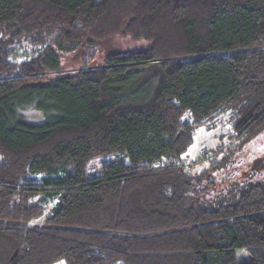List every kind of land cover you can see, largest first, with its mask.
I'll use <instances>...</instances> for the list:
<instances>
[{"label":"trees","instance_id":"trees-1","mask_svg":"<svg viewBox=\"0 0 264 264\" xmlns=\"http://www.w3.org/2000/svg\"><path fill=\"white\" fill-rule=\"evenodd\" d=\"M0 157V264H264V0H0Z\"/></svg>","mask_w":264,"mask_h":264},{"label":"rangeland","instance_id":"rangeland-1","mask_svg":"<svg viewBox=\"0 0 264 264\" xmlns=\"http://www.w3.org/2000/svg\"><path fill=\"white\" fill-rule=\"evenodd\" d=\"M145 40H133L131 37L115 36L101 44L100 50L96 56L89 61V67L104 65L107 58L111 53L122 50H138L147 46ZM84 51L76 52H61V67L64 70L74 72L75 70L82 68L84 63ZM160 75L163 77L164 73L160 70ZM149 82L148 72L143 74ZM27 117L32 121L43 120V115L39 111L30 109L25 112ZM232 114L227 111L218 116L214 121L209 124L200 125L195 128L193 134V140L190 144L187 152L184 155V159L188 162H193L201 158L202 153L208 154L218 152L222 146H226L231 141L233 133L232 127ZM210 154V155H211ZM105 158L95 159L87 167V175L89 177L99 176L103 173V161ZM1 161V157H0ZM210 161L205 160L199 165H196V169H202L209 166ZM53 202L45 205V215H43L38 221L43 223L45 218L50 215L52 210ZM250 258L249 252L238 249L237 250V262L240 263ZM56 264H65L64 261Z\"/></svg>","mask_w":264,"mask_h":264},{"label":"built area","instance_id":"built-area-1","mask_svg":"<svg viewBox=\"0 0 264 264\" xmlns=\"http://www.w3.org/2000/svg\"><path fill=\"white\" fill-rule=\"evenodd\" d=\"M211 155L208 153V154H205V153H202L201 155V160L204 161L205 159H208ZM186 165H189V164H186Z\"/></svg>","mask_w":264,"mask_h":264}]
</instances>
